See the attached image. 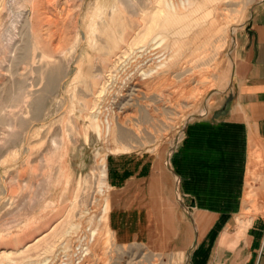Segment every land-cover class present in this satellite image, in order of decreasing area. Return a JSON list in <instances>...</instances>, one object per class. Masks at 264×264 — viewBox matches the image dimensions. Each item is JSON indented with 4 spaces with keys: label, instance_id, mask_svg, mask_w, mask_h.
Here are the masks:
<instances>
[{
    "label": "rangeland",
    "instance_id": "obj_1",
    "mask_svg": "<svg viewBox=\"0 0 264 264\" xmlns=\"http://www.w3.org/2000/svg\"><path fill=\"white\" fill-rule=\"evenodd\" d=\"M258 1L0 0V264H189L172 156L228 91ZM120 9L133 27L105 54ZM261 142L228 255L264 224Z\"/></svg>",
    "mask_w": 264,
    "mask_h": 264
},
{
    "label": "crops",
    "instance_id": "obj_2",
    "mask_svg": "<svg viewBox=\"0 0 264 264\" xmlns=\"http://www.w3.org/2000/svg\"><path fill=\"white\" fill-rule=\"evenodd\" d=\"M212 113L188 124L171 161L193 207L192 229L181 230L188 263L225 264L230 256L233 264H264V224L253 225L249 247L245 240L233 255L222 250L233 234L221 236L243 204L251 137L264 142V0L253 6L240 32L231 85ZM255 166L251 174L262 170Z\"/></svg>",
    "mask_w": 264,
    "mask_h": 264
},
{
    "label": "bare ground",
    "instance_id": "obj_3",
    "mask_svg": "<svg viewBox=\"0 0 264 264\" xmlns=\"http://www.w3.org/2000/svg\"><path fill=\"white\" fill-rule=\"evenodd\" d=\"M132 27L133 22L129 21L125 12H123L121 9L118 10V12H114L111 16L110 22L106 26L102 27L101 30L102 36L106 39V43L103 46L97 45V49L105 51L106 54L107 49L117 45L119 40L122 39V34L125 32V30ZM148 34H150V31H148ZM142 83L144 82L139 81L137 84L141 85Z\"/></svg>",
    "mask_w": 264,
    "mask_h": 264
}]
</instances>
